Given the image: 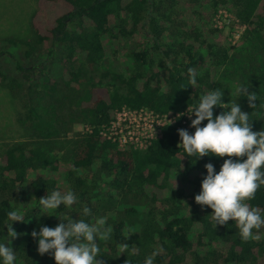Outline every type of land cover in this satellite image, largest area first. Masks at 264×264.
Segmentation results:
<instances>
[{
  "label": "trees",
  "instance_id": "trees-1",
  "mask_svg": "<svg viewBox=\"0 0 264 264\" xmlns=\"http://www.w3.org/2000/svg\"><path fill=\"white\" fill-rule=\"evenodd\" d=\"M36 3L34 43L3 40L21 78L9 85L21 99L17 120L25 131L24 139L0 151V225L10 206L26 212L25 221L12 224L17 264H55L50 254L37 253L30 236L40 223L59 222L56 216H38L35 200L53 189H71L77 196L71 212L62 205L57 211L77 218L88 206L94 216L107 217L110 236L99 242V264H143L154 250L153 264H264V240L242 241L231 220L214 227L211 209L194 201L204 164L218 171L226 157L184 156L176 144L177 124L164 125L145 149L120 148L98 133L122 105L174 113L220 86L219 70L234 46L212 26L218 7L231 11L245 25L243 41L256 42L264 53V0ZM18 48L26 64L16 57ZM58 49L66 72L55 64ZM123 51L124 65L115 66ZM0 84H8L1 68ZM220 111L215 108L214 115ZM75 123L93 131L68 138ZM130 189L136 196L127 203L122 195ZM248 203L264 213V186Z\"/></svg>",
  "mask_w": 264,
  "mask_h": 264
},
{
  "label": "clouds",
  "instance_id": "clouds-1",
  "mask_svg": "<svg viewBox=\"0 0 264 264\" xmlns=\"http://www.w3.org/2000/svg\"><path fill=\"white\" fill-rule=\"evenodd\" d=\"M189 85L195 83L192 70H188ZM231 94L234 97L225 103L221 88L213 87L201 94L198 100L187 107L183 115L190 119L187 129H177L178 146L182 147L184 156H194L195 161L201 157H226L217 171L212 163H205V174L200 181L199 193L194 201L211 209L213 226L226 225L229 220L235 222L242 241L254 239L255 231L264 226V213L250 206L248 201L254 198L257 189L264 186V129L253 131L249 113L242 111L237 98L247 95L249 104L254 107L253 93L246 92L243 83L236 82ZM221 109L214 115V109ZM206 121V123H203ZM39 215L56 216L59 222L49 227L38 224L30 236L36 242V251L40 255L50 254L55 264H99L101 239L110 236V227L106 216H94L88 206L77 212L72 218L64 212L57 211L59 206L72 211L77 202L76 194L68 189L61 191L47 190L46 195L35 199ZM23 208L10 206L5 212V220L0 225V264H17L16 252L11 242L17 236L12 227L13 222L25 221ZM7 234H3L4 227ZM157 252L154 250L146 256L143 264H153Z\"/></svg>",
  "mask_w": 264,
  "mask_h": 264
},
{
  "label": "rangeland",
  "instance_id": "rangeland-1",
  "mask_svg": "<svg viewBox=\"0 0 264 264\" xmlns=\"http://www.w3.org/2000/svg\"><path fill=\"white\" fill-rule=\"evenodd\" d=\"M36 6V0H0V51L5 50V52L0 53V68L4 70L8 83L6 85L0 84V151L7 144L20 141L25 137L24 127L17 120L22 113L21 99L17 97V88H12L9 85L14 77L21 78L15 68V57L10 56V53L7 52L10 46L4 44L3 40L11 38L34 43L31 16ZM211 21L212 26L221 31L222 37H225L230 45L234 46L226 63L219 70L220 86L218 88H221L223 95L229 98L228 101H231L234 99L231 94L233 85L236 82L245 84L246 92L255 95L256 99L252 101L255 106L252 107L249 104L247 95L237 98V102L242 111L249 113L252 130L264 129V53L259 50L256 42L243 41L241 35L245 25L226 7H218L214 11ZM15 54L23 63H27L23 48H18ZM124 54V51L118 54L117 59L113 61L115 66L124 65L126 60ZM61 56L58 49L54 61L62 72H66L68 66L62 58L59 59ZM46 62L49 65V62ZM81 124H73L72 129L67 132V137L76 136ZM58 145L60 144L58 143ZM135 196V190L130 189L122 195V198L126 199L127 203H131L130 200L134 199ZM255 237L254 239L258 241L264 240V226L255 231Z\"/></svg>",
  "mask_w": 264,
  "mask_h": 264
},
{
  "label": "built area",
  "instance_id": "built-area-1",
  "mask_svg": "<svg viewBox=\"0 0 264 264\" xmlns=\"http://www.w3.org/2000/svg\"><path fill=\"white\" fill-rule=\"evenodd\" d=\"M187 107L174 113H157L146 107L130 108L122 105L114 110L108 123L99 127L98 133L120 148L145 149L151 140L160 136L164 125L177 124L178 128L187 129L189 133L193 132L194 129L189 127V117L183 115ZM79 128V132L93 131V127L85 123ZM178 143L179 139L176 144L182 150Z\"/></svg>",
  "mask_w": 264,
  "mask_h": 264
}]
</instances>
